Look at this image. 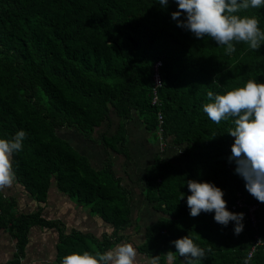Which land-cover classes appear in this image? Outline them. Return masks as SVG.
I'll use <instances>...</instances> for the list:
<instances>
[{"label":"trees","instance_id":"trees-1","mask_svg":"<svg viewBox=\"0 0 264 264\" xmlns=\"http://www.w3.org/2000/svg\"><path fill=\"white\" fill-rule=\"evenodd\" d=\"M177 10L174 0L167 8L158 0H0V138L26 133L11 157L14 183L41 205L56 184L107 229L96 237L42 212L24 214L0 189V232L16 241L6 264H24L34 228L59 235L54 264L73 251L103 253L121 243L156 264H185L170 242L187 235L205 250L194 264H244L257 236L263 244L249 264H264V203L228 160L233 118L217 124L203 112L208 91L264 83V45L254 51L241 42L226 55L210 37L177 27ZM237 15L256 17L264 29V8ZM114 153L129 168L135 163L133 188ZM188 180L222 188L232 212L238 193L261 206L258 230L244 219L237 236L214 212L190 216ZM130 231L145 233L143 244L130 242Z\"/></svg>","mask_w":264,"mask_h":264},{"label":"clouds","instance_id":"clouds-1","mask_svg":"<svg viewBox=\"0 0 264 264\" xmlns=\"http://www.w3.org/2000/svg\"><path fill=\"white\" fill-rule=\"evenodd\" d=\"M178 10L171 13L177 27L193 34L196 39L210 37L225 54L236 51V44H247L251 50L264 45V29L256 17L239 16L241 10L264 8V0H174ZM167 8L169 0H158ZM183 16L184 19H180ZM208 103L203 112L214 123L233 118L234 127L228 134L234 138L228 160L235 164V174L245 181L246 191L258 202L264 203V83L249 79L242 86L225 90L224 94L207 93ZM26 133L20 130L11 138H0V189L12 185L15 179L11 157L23 149ZM186 204L189 215L213 213L214 221L224 227L233 224L234 235L244 230V213L227 208L225 192L215 183L188 180ZM183 193V192H182ZM185 193L180 200L185 199ZM60 221V220H58ZM62 222V221H61ZM185 264L203 259L205 250L189 235L170 242ZM172 258L171 252L168 253ZM137 251L130 243H121L113 249L101 251H73L61 258L60 264H136ZM25 261V260H24ZM25 264V262H24ZM156 264V260L153 261ZM244 264H249L248 258Z\"/></svg>","mask_w":264,"mask_h":264},{"label":"rangeland","instance_id":"rangeland-1","mask_svg":"<svg viewBox=\"0 0 264 264\" xmlns=\"http://www.w3.org/2000/svg\"><path fill=\"white\" fill-rule=\"evenodd\" d=\"M64 136L66 131L63 132ZM95 167H98L97 161L90 159ZM123 164V163H122ZM121 168V167H120ZM125 168V166L123 167ZM124 175V173H122ZM55 184V183H54ZM7 193L13 194L19 197V209L29 211L27 206V199L25 194L21 189H11ZM83 210V209H82ZM86 213H83L78 209L67 197H62L61 194L56 189V184L52 185L49 200L46 206H44V217L48 220H60L67 224L68 229H76L82 233L93 234L96 237H100L107 229L104 228V224L97 217H89L88 212L84 209ZM143 234L130 231L126 234L129 237V241L133 243L143 244ZM53 234L51 231L43 232H32L30 236V249L28 251L27 262H36L37 264H51L55 258L51 257L54 253V248L57 241L53 242L51 238ZM14 244L8 236H5L0 232V264L6 263L11 260L14 255ZM137 251V250H136ZM43 252V253H41ZM46 253L47 256L40 254ZM153 259L146 260L145 257L137 251L136 264H153ZM40 262V263H39Z\"/></svg>","mask_w":264,"mask_h":264},{"label":"crops","instance_id":"crops-1","mask_svg":"<svg viewBox=\"0 0 264 264\" xmlns=\"http://www.w3.org/2000/svg\"><path fill=\"white\" fill-rule=\"evenodd\" d=\"M114 158H115V163H117V168L119 167V169H118V171H119V173H124V176H125V178H124V182H125V185L128 187V188H133V179H134V170H133V168H134V166H135V163H133L132 164V168H129V167H127L126 165H125V163H126V158L125 157H123L122 155H119V154H115L114 153ZM123 163V164H122ZM124 165H125V168H126V170H128L130 173H128V175L125 173V171H123L122 170V168L124 167ZM121 167V168H120ZM123 175V174H122ZM11 189H21V190H23V192H24V194H25V198L27 199V206H28V208H29V211H27V210H23V208H20L19 210H20V212H22V213H24V214H27V215H32V214H36V213H38V212H42V218L44 219V220H47V221H51V220H48V219H46L45 217H44V215H43V213H44V206H46L47 205V203L45 204V205H41V204H39V203H37L36 202V200L33 198V197H31V195L27 192V191H25L21 186H19V184H15L14 183V181H13V183H12V185L11 186H9V187H6V188H3L2 190L5 192V193H7L9 190H11ZM7 196L8 197H13L14 196V198H16L17 199V205H19V197H16L15 195H13V194H9V193H7ZM49 196H50V193H49ZM62 197H65V196H63V195H61ZM49 200V199H48ZM58 220V219H57ZM56 220V221H57ZM43 232V231H45V230H43V229H41V228H34V229H32L31 230V233L32 232ZM47 231H51V230H47ZM2 232V234L3 235H5V236H8L12 241H14V239L10 236V234L9 233H6L5 231H1ZM52 232V234H53V237L51 238V240L53 241V242H55V241H57V243H56V245H55V248H54V253H53V255H51V257H54L55 258V260H56V257H57V255H58V247H59V235L55 232V231H51ZM30 236H31V234H30ZM15 242V244H14V255H15V253H16V241H14ZM30 246H31V244L29 243V246H28V248H27V257H26V259H25V264H37L36 262H27V260H28V251H29V249H30ZM41 253H43V252H41ZM14 255H13V257H14ZM43 255H45V256H47V254L46 253H44V254H40V257H42ZM13 259V258H12ZM11 259V260H12ZM11 260H8L7 262H9V261H11ZM55 260L51 263V264H54V262H55ZM6 262V263H7ZM6 263H3V264H6ZM40 263V262H39Z\"/></svg>","mask_w":264,"mask_h":264},{"label":"built area","instance_id":"built-area-1","mask_svg":"<svg viewBox=\"0 0 264 264\" xmlns=\"http://www.w3.org/2000/svg\"><path fill=\"white\" fill-rule=\"evenodd\" d=\"M160 68V66H158V69ZM160 75L158 73V70L156 71V75H155V82L157 84V86H160L161 81H160ZM155 98H154V102L157 101V90L155 89ZM160 120H162V118H160ZM162 124V122H161ZM261 206L259 205H249L247 203L246 198L244 197V195L242 193H238L237 194V200L235 205L233 206V212H237V213H244L245 214V219L247 222H249L251 224V226L255 229L258 230L260 222L257 218V215L260 211ZM263 244L262 240L260 239V237H255V240L253 241V245H252V249L249 252L248 255V260L250 261L254 254L256 253L257 249Z\"/></svg>","mask_w":264,"mask_h":264}]
</instances>
